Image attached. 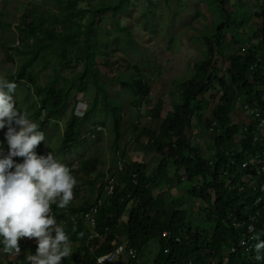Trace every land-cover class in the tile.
Here are the masks:
<instances>
[{"label": "trees", "instance_id": "16d2710c", "mask_svg": "<svg viewBox=\"0 0 264 264\" xmlns=\"http://www.w3.org/2000/svg\"><path fill=\"white\" fill-rule=\"evenodd\" d=\"M222 5L223 0H211L210 2V6H217L224 21L215 28L214 40L207 43L208 51L205 59L196 66L194 77L180 86L181 103L171 105L169 107L171 110L168 112L172 113L167 114L166 117H161L162 107H165L163 102L158 101L154 105L151 111L152 118L155 121H160L157 131L144 129L138 124L132 125L130 136L133 140L140 144L143 139H146L145 148L154 155H158L159 161L156 168L151 175H147L146 169L149 163L135 161L125 164L124 171L114 180L111 194H107L104 189L106 187L104 183L107 184L106 178L108 177L104 172L97 174L96 183L93 181L90 183L91 188L93 189L94 186L96 191L95 200L102 201V207L98 210L96 229L89 226L87 228L82 222L64 225L71 240L73 255L71 258L63 259L62 264L78 263L84 252V239L94 232H98L102 236L88 242V245L93 248V252L86 254L82 264H95L94 258L109 253L118 243L119 235L126 237V248L136 250L138 255L142 254L148 246L155 245L156 254L151 264H222L223 254L231 246H237V242L240 240L238 234L242 232L241 229L232 228L230 215L244 221L250 215L258 213L256 218L260 222V228L256 229L254 235L259 236V241H264V194L260 196L258 190L253 191L249 188L242 192L236 189L228 191L220 183L222 171L228 158L223 145L233 144L234 137L240 130V124H237V119L240 121V113L234 109L236 101L242 100L249 105L257 103L264 114V10L256 15L259 25L250 28L254 32L251 42H256L251 43L248 48L242 49L243 51L228 56L223 53L226 48L224 32L228 24L236 25L234 24L235 19L242 22L245 10L242 9L241 15L238 17L233 9L228 12ZM119 7H122L120 3L105 0L93 10V14L96 15L95 17L103 16L105 13L110 15L113 10L116 12ZM212 10L215 11L216 7ZM246 12L251 13L249 9H246ZM30 17H34L32 12H27V15L23 17L24 28L22 31L27 37L34 39L42 37L44 46L37 48V52L30 49V55H26L25 62L19 68L15 80L32 85L33 93L28 91V98H32L33 94L38 96L40 106L37 108V103L34 101L28 106L30 109H34L33 117L39 123L40 130L44 131V128L48 127L47 120L58 119L63 114L70 90L84 92L87 86H92L97 91L95 101L105 109L102 115L106 114L112 120L111 130L115 133L114 141H111L112 146L119 148L117 142L122 128L123 107L120 103H115L106 94L107 90L100 84L99 68L105 66L95 61L97 53H95L94 45L89 41V36L86 35L80 43L76 31L70 28L60 31L55 28V25L44 28L46 25H38L36 22L27 24ZM115 25L114 32H124L125 28H121L119 24ZM25 40L28 42V39ZM55 44H58L62 49L59 52L61 54L59 57L62 58L65 66L72 64V61L66 58L68 46L72 44L73 48H77L78 59L83 61L84 67L81 73L72 79L73 81H65L63 90L53 94L52 85L43 87L38 85L31 66L37 60L44 61L46 55L41 56V54L47 50V46ZM14 51L20 58L25 56V49L24 52L18 48H15ZM214 54L227 64L224 69L225 76L219 75V70L213 63L212 56ZM253 65L256 67L254 71H250ZM57 72H54L56 79ZM112 80L118 81L116 77ZM121 84L124 88L130 89L133 95L140 97L143 102L151 92L150 85L142 82L140 78L133 82L123 81ZM232 88L235 92L234 95L231 92ZM208 93L212 94L213 105L211 107L207 101L205 106L204 102L199 100L200 97L206 98ZM143 102L140 104V108L145 107L142 105ZM96 107L97 104L93 103L82 119L90 120V116L93 117L95 114L94 108ZM133 109L136 110L137 107L134 105ZM74 110L75 108L72 110L73 114ZM207 111H209V116L204 117ZM192 118L196 119L195 126L200 137L209 131L212 123H215L218 130L216 137L212 139L210 151L213 152V155L209 159H206L197 147L191 144L187 135L193 127ZM90 122L95 128L92 129V134L97 133L99 125L104 128L102 124L95 125V122ZM55 126L57 127V124ZM75 126L76 122L73 118L69 121L61 141L63 153H60L59 158H67L69 161L76 159L70 153V149L71 145L79 138L81 131L74 130ZM2 138L0 137V139ZM243 143V150L251 154L256 153V148L251 146L250 136H245ZM81 149L83 148L81 147ZM37 154L43 155L41 152H37ZM149 156L146 153V157ZM237 159L242 162L245 156L242 153L237 154ZM69 161L68 163L65 161V163L70 165ZM211 162L213 165H210ZM78 164L83 165L81 160ZM181 171H184L183 175L180 174ZM172 173L173 176H171ZM122 177L125 178L124 184H122L124 182ZM173 180L177 182L174 188L177 186L181 188L185 182L191 186L183 195L166 194V196L169 195L168 199L164 197L160 200L153 195L155 188L159 189L163 185L171 188ZM110 181L112 180L110 179ZM73 192H78L76 186ZM258 197H261V201L255 204ZM191 202H194L195 205L197 202L201 204L199 214L203 216V220L199 217L198 223L194 221L196 216L193 215V208L190 209L188 206ZM129 205L131 206L129 213L126 220L123 221L122 216ZM89 207L90 204L83 201L79 206H68V209L70 213H80ZM56 217L63 220L62 215L56 214ZM79 218L84 219L82 213ZM248 224L252 223L248 222ZM164 231L169 233V237L162 238L161 234ZM80 233H83L84 238ZM113 242L115 245H112ZM257 242L255 241V243ZM74 248L77 249V253ZM261 255L264 256V250ZM256 256L257 253L254 250L249 253L240 251L229 260L228 264H264V259L257 260ZM136 263L135 260L128 261V264Z\"/></svg>", "mask_w": 264, "mask_h": 264}, {"label": "rangeland", "instance_id": "374dc122", "mask_svg": "<svg viewBox=\"0 0 264 264\" xmlns=\"http://www.w3.org/2000/svg\"><path fill=\"white\" fill-rule=\"evenodd\" d=\"M103 1L105 0H0V76L18 83L15 99L20 111L26 112L29 118L35 121L34 109H30L28 105L34 101L37 103V108L40 106L36 94L28 98V91L33 93L32 85L15 80L19 68L25 62L26 55H30V49L37 52V48L44 46L42 37L38 39L27 37L21 29L17 28L22 23V16L27 15V12L34 14V17L29 18L30 21L38 25H46L44 28L55 25V28L60 31L68 28L76 31L80 43L88 35L89 41L96 49L95 61L105 66L99 68L100 84L107 90L106 94L123 107L122 128L117 142L119 148L112 146L111 141H114L115 137V133L111 130L112 120L106 114L102 115L105 109L95 101L97 91L92 86H87L84 92L70 90L63 114L58 119L47 120L48 127L46 126L43 131L45 140L35 149L43 155L52 152L59 156L63 153L61 141L69 121L73 118L76 122L74 130L81 131L79 138L70 149V153L76 159L69 161L67 158H60L63 163L69 161L70 165L65 164L71 168L72 174L77 179L78 192H73V200L69 203V207L79 206L83 201L93 203L96 199V191L94 186L93 189L91 188L90 183L92 181L96 183L99 172H104L110 179L116 180L118 178L115 171L116 166H112L111 163L116 162L117 159L120 161L121 156L131 161H135L138 157L150 159V156H143L146 152H151L144 146L146 139L142 140L141 145L130 136L132 124L139 123L140 127L152 131L159 129L160 121L152 118V108L158 101L163 102L165 107H162L161 117H166L167 114L172 113L168 112L171 110L169 109L171 105L181 103L180 86L194 77L196 66L205 59L208 51L207 43L214 40L215 28L224 21L217 6H210L211 0H112L120 3L122 7L116 9V12L113 10L110 15L105 13L103 16L95 17L93 10ZM222 6L228 12L233 9L238 17L241 15L240 11L245 10L242 22L235 19L234 24L236 25L228 24L224 32L226 48L223 53L230 56L256 42H251L254 32L250 28L259 25L256 15L264 10V0H223ZM215 7L216 10H212ZM246 9H249L251 13H247ZM115 24L125 28L124 32H114ZM232 38L234 41L231 40ZM25 39H28V42ZM15 46H18L16 48L22 52L25 49V56L20 58L16 55L18 65L16 64L14 68L11 62H13L12 50ZM46 49L41 54V56L46 55L45 60H37L31 67L38 85L42 87L52 85L53 94H56L64 89L65 81L71 82L81 73L84 63L78 59L77 48H73L72 44H69L66 54V58L72 61V64L68 66H65L62 58L59 57L62 49L58 44L47 46ZM212 57L214 65L219 70V75L225 76L224 69L227 64L215 54ZM55 71H58L57 79L56 73L54 75ZM114 77L118 81H113ZM138 78L151 87V92L145 102L121 84L123 81L133 82ZM71 87L70 85V89ZM231 92L235 94L233 88ZM211 95L208 93L206 98H201L205 106L206 101L209 107L213 105ZM142 102L145 107L141 105L142 108H140ZM93 103L97 104L93 117L90 116V120L87 121L80 119L84 110L90 108ZM134 105L137 107L136 110L133 109ZM208 116L209 111L204 117ZM90 121L95 122V125L104 126L103 128L99 125V128L104 129L101 135L97 133L93 137L92 129L95 128ZM53 123L57 124V127H54ZM192 125V130L187 133L189 137H192L191 144L195 145L205 158L212 157L213 154L209 150L213 141L212 137H207V133L200 137L196 134L197 127L193 120ZM0 135L3 136V133L0 132ZM15 159L19 161L23 158ZM80 160L82 166L78 164ZM146 162L150 165V161ZM149 165L146 169L147 175H151L156 162H151L150 168ZM183 172L181 171L180 174L183 175ZM109 178L108 181H110ZM123 180L122 184L125 183V178ZM176 185V180H173L172 189L163 185L154 191V195L168 199L170 194L183 195L191 186L186 182L181 188L178 186L174 188ZM166 194L169 195L166 196ZM188 206L190 209L193 208V215L196 216L195 223L199 222V217L203 220V216L199 214L201 206L199 202L196 205L191 202ZM130 207L129 205L122 216L123 221L126 220ZM121 239L124 240V238ZM148 252L151 253V264L156 254L152 245L149 246ZM3 261L4 259L0 258V264L4 263Z\"/></svg>", "mask_w": 264, "mask_h": 264}, {"label": "clouds", "instance_id": "9594fccd", "mask_svg": "<svg viewBox=\"0 0 264 264\" xmlns=\"http://www.w3.org/2000/svg\"><path fill=\"white\" fill-rule=\"evenodd\" d=\"M31 22L30 19L27 20V24ZM17 28L22 31L24 26L21 23ZM16 47L18 46L13 47L12 50L13 62L11 63L14 68L16 64L18 65L14 51ZM4 48L6 47L4 46ZM16 89L17 84L14 81L0 76V132L3 133V136L0 135L1 138L3 137L0 139V258L4 259L2 264H62L63 259L71 258L73 255L71 240L64 225L82 222L87 228L89 226L96 229L98 210L102 207V201L94 199L93 203L87 202L90 207L86 211L80 213L69 212L67 206L73 200V189L77 185V179L72 174L71 168L63 163L57 155L52 152L45 155L37 154L35 149L44 142L45 132L40 130V125L30 119L26 112L18 109L15 99ZM199 100H202L201 97ZM242 103H244L242 100H237L234 107L235 111L238 110L240 113V121L237 119L240 130L234 137L233 144L223 145L228 158L222 171L220 183L228 191L236 189L242 192L249 188L253 191L258 190L261 196L264 194L261 190L264 185V178L254 172L242 171L241 168V164L248 160L250 155H255L264 150V147L253 141L255 122L245 116L241 107H239ZM86 111L84 110L80 119L84 117ZM193 121L197 124L196 119H193ZM138 125L141 126L139 123ZM103 130V128H99L97 133L101 135ZM217 131L215 123H212L206 136H211L214 139L218 133ZM97 133L93 134V137ZM196 134L199 135L198 130ZM245 136H250L251 146L256 148V153L251 154L243 150ZM191 138L189 137V139ZM146 153L150 155L149 160L138 157L135 161L141 163L150 161V165L154 161L157 166L158 155L151 152ZM241 153L245 156L242 162L237 159V154ZM143 156H146V154H143ZM15 158L23 159L18 161ZM209 158L211 157L209 156L206 159ZM127 159L121 156L120 161L117 159L118 162L111 163L112 166H116L115 171L118 177L124 171L125 164L135 162ZM232 162L234 165H232ZM210 165H213V163L211 162ZM105 175L109 178L108 174L105 173ZM108 178H106L107 184L104 183L106 186L104 189L107 194H111L114 178L111 179L112 181H108ZM155 190H158V188L153 190V195ZM154 196L160 200L162 198L159 195ZM260 201L261 197H258L255 204ZM81 213L83 214V220L79 218ZM56 214L62 215L63 220H59ZM229 218L232 228L235 230L241 229L242 232L238 234L240 240L237 242V246H231L223 254L222 264H228L229 260L240 251L241 253H249L254 250L257 253V260L264 259V256L261 255L262 250H264V241H259V236L254 235L256 229L258 230L260 226H249L248 231L253 233L248 239H245L243 237L245 226L244 228H236L232 225L233 220L238 223H242L243 220L231 215ZM245 225H249L248 222ZM80 235L84 238L83 233H80ZM161 235L162 238L169 237L167 231L162 232ZM100 236L102 235L94 232L84 239V252L76 264H82L86 254L93 252V248L88 245V242L100 238ZM121 236H118L116 245L115 242L112 243L115 247L109 253L94 258L95 264H128L129 260L137 261L136 264H144V262L150 264L149 246L144 250L145 253L143 251L142 254L138 255L136 250L126 248V237ZM121 238H124V240ZM243 239L249 247L240 246ZM255 240L258 242L255 243ZM153 247L156 249L155 245ZM74 251L77 253L76 248H74ZM20 259H23V261H20Z\"/></svg>", "mask_w": 264, "mask_h": 264}, {"label": "built area", "instance_id": "2783aa9c", "mask_svg": "<svg viewBox=\"0 0 264 264\" xmlns=\"http://www.w3.org/2000/svg\"><path fill=\"white\" fill-rule=\"evenodd\" d=\"M243 51V50H242ZM256 65H253L250 68V71H254ZM260 91L262 89L257 88ZM240 101V100H239ZM241 107L245 116L252 121L255 122L254 131H253V141L254 143H259L262 147H264V115L260 111V106L257 103L253 105H249L247 103H242L239 105ZM232 165L234 163L232 162ZM242 171L245 172H254L258 176H262L264 178V150L260 153H256L255 155H250L248 160L244 161L241 164ZM262 192H264V185L261 187ZM255 213V212H254ZM258 213L255 215H250L247 220H244L242 223H238L233 220L232 225L236 228H244L243 237L248 239L253 232L248 231V227L254 225L257 227L259 225V220L256 218ZM246 222L252 223L251 225H245ZM243 241V243H242ZM240 243V246L249 247L247 246V242L243 239ZM121 250V248H119Z\"/></svg>", "mask_w": 264, "mask_h": 264}, {"label": "bare ground", "instance_id": "6f19581e", "mask_svg": "<svg viewBox=\"0 0 264 264\" xmlns=\"http://www.w3.org/2000/svg\"><path fill=\"white\" fill-rule=\"evenodd\" d=\"M254 194V193H253ZM96 207H98V205H96ZM216 220V219H215ZM256 241V240H255Z\"/></svg>", "mask_w": 264, "mask_h": 264}, {"label": "crops", "instance_id": "0c3cea01", "mask_svg": "<svg viewBox=\"0 0 264 264\" xmlns=\"http://www.w3.org/2000/svg\"><path fill=\"white\" fill-rule=\"evenodd\" d=\"M25 35V34H24ZM0 38H1V36H0Z\"/></svg>", "mask_w": 264, "mask_h": 264}]
</instances>
